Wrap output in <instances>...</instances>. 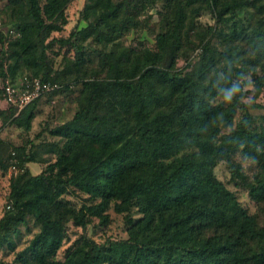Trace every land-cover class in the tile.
<instances>
[{
  "label": "trees",
  "instance_id": "obj_1",
  "mask_svg": "<svg viewBox=\"0 0 264 264\" xmlns=\"http://www.w3.org/2000/svg\"><path fill=\"white\" fill-rule=\"evenodd\" d=\"M9 2L22 12L26 9L37 32L60 31L67 24L69 0ZM187 2L204 3L218 10L219 17L255 9L260 22L249 34L243 35L235 22L224 38L228 43L244 41L258 60L264 57L263 0ZM95 6L101 10L96 26L115 28L120 5L96 0ZM18 23L9 27L2 23L0 28L1 96L5 80L16 81L11 59L16 57L18 62L22 58L26 66L30 64L27 53L31 46L22 35L29 25L22 20ZM7 28L20 37L6 33ZM181 35L182 25L177 21L172 31L158 35V52L125 49L104 55L108 79L89 78L84 83L83 107L72 120L52 131L64 141L55 162L47 166L52 174L31 176L25 166L34 158L26 147L12 152L10 168L17 170V177L11 184L12 204L0 219V248H15L12 238L29 218L40 227L18 254V264H264V228L215 174L220 163H228L234 184L247 190L252 201L264 202V118L261 125H255L242 102L248 72L240 59L242 47L230 46L219 54L225 62L221 69L215 67L212 54L194 79L176 72ZM77 36L72 32L60 42L75 46ZM204 49L205 43L196 41L192 56ZM45 68L43 76L28 73L22 78L61 86L47 97L73 88V84L60 82L52 68ZM210 73L214 76L206 81ZM255 85L264 95V76L255 77ZM218 97L224 98L226 106L213 105ZM42 98L18 117L8 108L18 127L32 129L34 105ZM239 108L244 116L237 128L222 133V127L234 125ZM133 137L139 139L130 144ZM242 146V153L259 167L253 177L233 160ZM7 167L0 159V170ZM71 188L88 196L91 204L63 210L59 199ZM112 206L116 213L126 214L128 239L103 244L87 240L83 254L76 247L64 261L56 259L70 222L86 228L97 218L106 226ZM134 209L141 216L138 220L131 216ZM0 264L5 263L0 260Z\"/></svg>",
  "mask_w": 264,
  "mask_h": 264
},
{
  "label": "rangeland",
  "instance_id": "obj_2",
  "mask_svg": "<svg viewBox=\"0 0 264 264\" xmlns=\"http://www.w3.org/2000/svg\"><path fill=\"white\" fill-rule=\"evenodd\" d=\"M95 2L96 0H69L65 10L67 24L60 31L37 32L26 16V9L22 12L18 6L11 5L9 0H0V20L4 25L9 27L15 23L19 24L20 20L29 25L22 35L23 39L27 37V43L29 39L31 46V51L27 53L30 64L26 66L22 58H19L17 62V58L13 57L11 65L13 67L15 65L16 68L14 78L19 80L22 75L28 73H38L43 76L46 72L45 67H50L53 72L58 73L60 82L73 84V88L45 96L34 105L35 118L29 132L17 126L0 91V141L3 143L0 144V159L8 163L6 170H0V219L12 204L11 184L17 177V170L10 168L12 152L16 148L26 147L29 155L34 158L33 163L25 166L31 176L52 174L47 171V166L55 162L64 144V141L56 137L52 131L72 120L83 107L85 104L84 83L89 78L97 77L98 81L108 79L104 55L111 52L119 53L125 49L158 52V35L164 31H172L177 21L182 25V35L176 72L182 76L191 75L196 79L204 62L212 54L216 60L215 67L221 69L225 62L219 54L227 51L230 46L240 45L242 47L240 59L248 68L242 85L245 94L242 102L248 106V112L255 125L259 126L263 121L264 95L257 90L255 77L264 76V57L258 60L244 41L228 43L224 38L225 34L231 32L235 22H238L243 35L249 34L251 29L260 22L255 9L249 7L219 17L218 10L214 11L200 2L189 5L187 0H112L120 5L121 10L119 23L115 28L108 30L99 29L96 26V19L101 10L95 6ZM72 32L78 34L77 40H73L75 46L61 44L60 41L69 39ZM196 41L205 43V49L202 54L192 56ZM20 49L18 47L19 51ZM80 58V63L75 66ZM213 76V73L208 74L206 81ZM212 103L226 106L222 97L212 100ZM243 116L244 111L239 108L234 125L222 127V133H229L236 129ZM138 139L139 137H133L129 143ZM242 150L243 146L235 153L233 160L243 167L246 175L253 177L258 173L259 167L245 155V152L242 153ZM189 151L190 149L182 153ZM215 174L230 191L235 193L241 206L255 217L258 226L264 228V202L252 201L247 190L234 184L228 163H220L215 169ZM59 203L64 210L79 209L84 204H91V201L88 196L71 188L59 199ZM108 214L110 223L106 226L102 225L97 218H92L86 228L75 226L70 222L66 228L63 247L56 259L64 261L69 251H73L76 247H81L79 253L83 254L87 250L85 246L87 240L103 244L107 241L128 239L129 227L125 220L126 214L116 213L114 206ZM131 216L134 220L141 217L135 209ZM39 229L35 220L29 218L28 223L20 227L19 234L12 238L15 248L11 250L8 245L0 248V260L5 264H18L16 262L18 254L29 246Z\"/></svg>",
  "mask_w": 264,
  "mask_h": 264
},
{
  "label": "built area",
  "instance_id": "obj_3",
  "mask_svg": "<svg viewBox=\"0 0 264 264\" xmlns=\"http://www.w3.org/2000/svg\"><path fill=\"white\" fill-rule=\"evenodd\" d=\"M2 27L0 21V28ZM5 32L15 38L20 37V33H15L9 28L5 29ZM60 88L61 86L57 83L44 82L41 79H29L27 77L16 81L6 79L2 97L7 108L15 110L14 116L18 117L31 103Z\"/></svg>",
  "mask_w": 264,
  "mask_h": 264
}]
</instances>
